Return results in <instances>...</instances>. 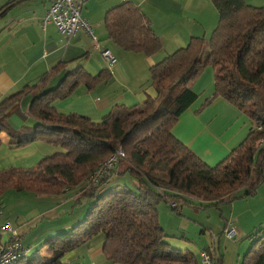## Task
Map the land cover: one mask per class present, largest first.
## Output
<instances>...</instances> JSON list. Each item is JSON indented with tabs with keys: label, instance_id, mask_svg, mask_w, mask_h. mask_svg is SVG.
Returning <instances> with one entry per match:
<instances>
[{
	"label": "trees",
	"instance_id": "16d2710c",
	"mask_svg": "<svg viewBox=\"0 0 264 264\" xmlns=\"http://www.w3.org/2000/svg\"><path fill=\"white\" fill-rule=\"evenodd\" d=\"M209 1L217 13L214 30L207 38L191 37L188 44L149 68L153 98L129 108L115 105L99 122L73 112L61 114L53 106L56 100L66 99L81 84L91 89L108 74L104 71L91 76L80 66L64 72L56 87L47 90L46 84L63 71V64L58 62L35 84L0 100V133L6 135L11 149L35 141L59 149L38 161L32 170L12 166L1 170L0 196L13 190L57 197L86 182L74 200L86 197L89 202L81 222L43 243L47 258L37 253L21 256L15 264H61L64 254L99 233L104 238L103 256L110 263L197 264L190 253L161 251L164 235L157 220L160 201L178 213L179 201L191 205L192 200H199L217 207L252 197L260 186L264 189V127L255 128L264 125V9L243 0ZM102 21L108 40L124 52L148 57L161 49L143 12L128 0L106 9ZM208 65L214 72L212 93L197 111L220 97L247 116L252 125L242 142L213 166L203 163L171 133L197 96L190 84ZM28 96L31 100L26 115L33 119V126L13 130L5 121V113L21 97ZM118 149L124 157L98 179L96 186L88 184L87 175ZM154 167L160 170L153 171ZM124 174L135 179L133 190L124 187L97 194L110 175ZM152 188L161 189L164 197ZM173 202L176 207L172 208ZM226 224L224 220L223 231ZM252 236L240 264H264V219ZM204 253L213 264H223L214 252Z\"/></svg>",
	"mask_w": 264,
	"mask_h": 264
},
{
	"label": "crops",
	"instance_id": "0c3cea01",
	"mask_svg": "<svg viewBox=\"0 0 264 264\" xmlns=\"http://www.w3.org/2000/svg\"><path fill=\"white\" fill-rule=\"evenodd\" d=\"M128 1L143 12L162 44L159 52L152 56L124 52L108 40L102 23L103 14L106 9L120 4L119 0L84 2L80 15L90 25L91 35L78 31L72 38L59 35L52 23L42 25L50 0H0V100L15 94L25 85L35 84L58 62L63 64V71L46 84L47 90L56 87L64 72L80 66L91 76L104 71L108 74L107 79L93 88L87 89L81 84L66 99L56 100L53 106L61 114L73 112L99 122L115 105L129 108L147 97L153 98L149 68L188 44L191 37H209L216 25L217 13L209 0ZM243 1L264 9V0ZM104 49H108L115 58L111 66L101 57ZM213 75V69L208 65L190 84V89L197 96L171 128L174 138L184 143L207 166H213L229 155L252 129L247 116L241 115L220 97L197 111L206 96L212 93ZM30 100L29 96L21 97L6 111L5 121L13 130L21 126L32 127L34 121L26 115ZM58 151L47 143L36 141L11 149L6 135L0 133V171L11 166L32 170L38 161ZM73 196L76 198L77 193L71 195L67 191L57 197H38L26 191L13 190L0 196V220L8 222L14 229L23 257L38 253L43 259L47 258L43 243L61 230H69L85 215L87 209L82 206L79 211H72L70 218L66 216ZM241 232L242 229L236 233ZM9 238V235H3L0 244ZM103 239V234L99 233L64 254L60 263L116 264L104 258Z\"/></svg>",
	"mask_w": 264,
	"mask_h": 264
},
{
	"label": "rangeland",
	"instance_id": "374dc122",
	"mask_svg": "<svg viewBox=\"0 0 264 264\" xmlns=\"http://www.w3.org/2000/svg\"><path fill=\"white\" fill-rule=\"evenodd\" d=\"M157 170L160 169L154 167L153 171ZM85 184L86 182H83L74 186L69 194L77 193L78 196L81 194L80 191L85 189ZM124 187L133 190L135 179L125 174L119 177L110 175L108 183L100 187L97 194L101 196L110 190H122ZM78 198L79 201L73 203V196L70 202L71 206L69 204L67 207V217L72 211H79L78 209L82 206L88 208L87 198ZM191 202L192 204L189 205L188 202L179 201L178 213L172 211L162 201L157 205L158 224L162 227L164 235L161 239V251L168 252L176 249L181 254L190 253L197 264H200L199 257L202 251L214 252L222 259L223 264H240L241 258L249 248L250 243L253 242L252 235L262 227L264 219L263 187L260 186L252 197L237 198L229 204L220 203L217 207L208 206L199 200H192ZM259 209L260 212L258 213ZM83 217L74 224L81 222ZM229 219L233 220V226L237 231L242 229V234L238 233L234 241L227 240L222 234L224 220L228 221Z\"/></svg>",
	"mask_w": 264,
	"mask_h": 264
},
{
	"label": "built area",
	"instance_id": "2783aa9c",
	"mask_svg": "<svg viewBox=\"0 0 264 264\" xmlns=\"http://www.w3.org/2000/svg\"><path fill=\"white\" fill-rule=\"evenodd\" d=\"M86 0H51V4L44 15L41 23L42 25L52 23L55 26L59 35L64 38L76 36L78 31H82L91 35L90 26L85 20H83L79 14L81 4ZM124 1V0H119ZM101 57L111 66L114 63V57L109 53L108 49H104L101 52ZM264 127L263 124H258L255 128L257 130ZM124 157L122 150L118 149L113 154L109 155L107 160L102 162L96 170L87 175L86 181L91 186H96L98 179L101 178L109 169H113L117 161ZM156 194L164 197L161 189L152 188ZM175 202L171 204V207H176ZM1 216V211H0ZM236 229L233 226V222H227L222 234L227 240L234 241L237 237ZM3 235H9L10 238L0 244V264H15L22 256V249L16 240L15 232L12 226L8 222H1L0 220V238ZM200 264H213L209 255L203 251L200 253Z\"/></svg>",
	"mask_w": 264,
	"mask_h": 264
},
{
	"label": "bare ground",
	"instance_id": "6f19581e",
	"mask_svg": "<svg viewBox=\"0 0 264 264\" xmlns=\"http://www.w3.org/2000/svg\"><path fill=\"white\" fill-rule=\"evenodd\" d=\"M86 1H88V0H86ZM86 1H84V2H86ZM95 1V0H94ZM124 1H127V0H124ZM124 1H120V2H124ZM83 2V3H84ZM83 3L81 4V8H80V11H79V14H80V12H81V9H82V5H83ZM50 4H51V0H50V3H49V6H50ZM49 8V7H48ZM48 10V9H47ZM47 10H46V12H47ZM46 12H45V15H46ZM81 16V15H80ZM82 18V17H81ZM83 19V18H82ZM84 20V19H83ZM86 21V20H85ZM88 24V23H87ZM89 25V24H88ZM90 26V25H89ZM90 29H91V27H90ZM67 38V37H66ZM70 38V37H69Z\"/></svg>",
	"mask_w": 264,
	"mask_h": 264
}]
</instances>
